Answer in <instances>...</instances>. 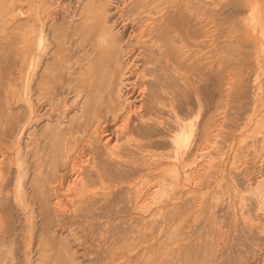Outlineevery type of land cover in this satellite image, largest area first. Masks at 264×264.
<instances>
[{"label": "rangeland", "instance_id": "1", "mask_svg": "<svg viewBox=\"0 0 264 264\" xmlns=\"http://www.w3.org/2000/svg\"><path fill=\"white\" fill-rule=\"evenodd\" d=\"M130 70L144 117L108 153ZM263 135L264 0H0V264H264Z\"/></svg>", "mask_w": 264, "mask_h": 264}, {"label": "bare ground", "instance_id": "2", "mask_svg": "<svg viewBox=\"0 0 264 264\" xmlns=\"http://www.w3.org/2000/svg\"><path fill=\"white\" fill-rule=\"evenodd\" d=\"M131 2V1H130ZM124 4V3H123ZM255 11V10H254ZM261 15V14H260ZM263 21V20H262ZM262 24V23H261ZM110 30H112V29H110ZM149 30V29H148ZM124 45V44H123ZM128 51V50H127ZM123 60V59H122ZM122 60H120V59H118V64L121 66L122 64H123V61ZM135 68V67H134ZM132 69V68H131ZM131 71L132 70H130L128 73H129V76H128V80H127V83L125 82V80H124V78H122V76L118 79V83H117V85H116V88H115V91H114V95H115V97L117 98V100H118V102H119V104H124L123 103V95H129L130 94V96H128L126 99L127 100H129V99H131V98H134V101H139V103H140V110H137L136 109V107L134 106V105H130L131 107H129L128 105L125 107V106H122L121 107V109H119V113H115L114 115H113V120H115V122L113 121V126L111 125V124H109V122H100V123H97L95 126H94V128H92V130H91V132H89V140L92 142V144L93 145H100V146H102V147H104V148H106L107 150H108V153H115L116 151H120L121 150V148H122V146H125L124 145V142H123V139L126 137L125 136V134H129V133H131L130 131V128H132L133 126H134V128H135V125H136V121L137 120H140L142 117H144L143 116V103H141L142 101H144V99H145V88H140V90L137 92V94L135 95V93H136V91H135V88L136 87H134V82H131L130 81V74H131ZM256 76H258V75H256ZM255 76V77H256ZM254 77V78H255ZM259 79V78H258ZM261 79V78H260ZM253 80V79H252ZM255 80V79H254ZM260 81V80H259ZM255 83V82H254ZM127 84V85H126ZM256 84V83H255ZM130 86H132V90H130ZM261 86H262V84H261ZM126 87V89L127 90H124V88ZM144 87V86H143ZM137 89H138V87H137ZM251 92V91H250ZM112 94V93H111ZM111 100V99H110ZM138 103V104H139ZM258 103V102H257ZM131 104V103H130ZM196 104V103H195ZM134 106V107H133ZM255 106V105H254ZM194 107V106H193ZM138 108V107H137ZM194 110H192V113L191 114H193L194 112H193ZM170 112V111H169ZM180 112V111H179ZM181 112H183V111H181ZM181 112H180V115H182V114H184V115H187V112L186 111H184V113H182L181 114ZM186 112V113H185ZM174 113V112H173ZM195 113H198V111L197 112H195ZM201 112L199 111V113L198 114H200ZM145 114V113H144ZM163 115H164V112H163ZM168 115H170V114H168ZM194 115V114H193ZM201 115V114H200ZM200 115H198L197 117H199ZM162 116V115H161ZM174 116V115H173ZM168 117V116H167ZM175 117V116H174ZM183 117H185V116H183ZM172 118V117H171ZM193 118V116L190 118V117H187V118H185L186 119V121H184L185 123H187V119H188V121H189V119L191 120ZM121 120L122 122L120 123V125H119V121L118 120ZM163 119V118H162ZM174 119V118H173ZM171 120V121H175V120ZM181 119H182V117H181ZM118 122H117V121ZM169 120V119H168ZM193 120V119H192ZM197 120V119H196ZM199 120H201V117H200V119ZM163 121V120H162ZM142 122H144V121H141V123ZM177 122V121H176ZM176 122H174V123H176ZM189 122H191V121H189ZM196 122H198V120L196 121ZM200 122V121H199ZM179 123H181V122H179ZM204 123V122H203ZM167 124H168V122H167ZM200 124V123H199ZM260 124V123H259ZM164 125V127H165V124H163ZM169 125H171V124H169ZM183 124H181V126H182ZM193 125V124H192ZM191 125V126H192ZM205 125V124H204ZM140 126V125H139ZM143 126V125H142ZM172 126H173V124H172ZM189 126V125H188ZM51 127V126H50ZM121 127H124L125 128V130H123V131H121V130H119ZM158 127V126H157ZM175 127V129L177 128V131L178 130H180L179 129V127H177V126H174ZM200 127V126H199ZM204 127V126H203ZM222 127V126H221ZM137 128V127H136ZM169 128H171V127H169L168 126V129ZM192 128V127H191ZM241 128V127H240ZM158 129V128H157ZM167 129V128H166ZM166 129L164 130V132L166 131ZM171 129H174L173 127L171 128ZM171 129H169V130H171ZM174 129V130H175ZM193 130V129H192ZM219 130V129H218ZM182 131V130H181ZM196 131V130H195ZM166 132H168V131H166ZM171 132V131H170ZM174 132H176V130L174 131ZM218 132V131H217ZM171 133H173V131L171 132ZM179 133H180V131H179ZM182 133V132H181ZM180 133V134H181ZM184 133V132H183ZM167 134H170V133H167ZM173 134H175V133H173ZM185 134V133H184ZM191 134V133H190ZM217 135V134H216ZM179 136V135H178ZM180 136H182V135H180ZM180 136H179V138H180ZM261 136V135H260ZM264 136V135H263ZM186 137H189L188 135L186 136ZM173 139L175 138V135H174V137H172ZM179 138H177L178 140H179ZM217 138V137H216ZM188 139V138H187ZM152 140H154V139H152ZM156 140V139H155ZM159 140H161V139H159ZM164 141H162V144H163V142L166 144V145H168L169 147L171 146V147H173V145H172V141L173 140H171V139H169V138H167V139H163ZM67 141V140H66ZM157 141V140H156ZM177 141V140H176ZM184 141H185V139H184ZM189 141V140H188ZM188 141H187V143H188ZM87 142V141H86ZM160 142V141H159ZM175 142V141H174ZM178 142V141H177ZM183 142V141H182ZM216 142V141H215ZM90 143V142H89ZM161 143V142H160ZM184 143V142H183ZM162 144H161V146L160 147H157V149L159 148H161L162 147ZM212 144V143H211ZM85 145V144H84ZM155 145V144H154ZM160 145V144H159ZM175 145H176V142H175ZM179 145V144H178ZM28 146V145H27ZM181 146H183L182 144H181ZM184 146H185V144H184ZM170 147V148H171ZM178 147V146H177ZM124 148V147H123ZM156 148V147H155ZM165 148H166V146H165ZM168 148V147H167ZM176 148V147H175ZM125 149V148H124ZM186 149H188V146L186 147ZM195 149V148H194ZM161 150H162V148H161ZM161 150H160V152H161ZM165 150V149H164ZM170 150V149H169ZM175 150H177V149H175ZM69 151V150H68ZM82 151V150H81ZM80 151V152H81ZM171 151V150H170ZM189 151H190V149H189ZM204 151V150H203ZM82 152H84V151H82ZM165 152H167L168 153V150H166ZM176 152V151H175ZM173 150H172V152H170V153H168L169 155L172 153H175ZM201 151L199 150L197 153V156L196 155H194L195 157H194V159L191 161V163H188V164H184V170L183 171H181V172H183V175H182V177L184 178V181L185 180H190L191 178H192V176H191V174H192V172H193V169L195 168V166H196V163L198 162V161H201V159L203 158V154H202V152L200 153ZM208 152V151H207ZM178 153V152H177ZM190 153V152H189ZM72 154V153H71ZM81 154H83V153H81ZM80 154V155H81ZM207 154V153H206ZM161 155V154H160ZM164 155H166V153L164 154L163 153V155L162 156H164ZM168 155V158L169 157H171V156H169ZM205 155V154H204ZM82 156V155H81ZM80 156V157H81ZM86 156V155H85ZM161 156V157H162ZM173 156H178L177 154L175 155V154H173L172 155V158H173ZM90 157V156H89ZM186 157V156H185ZM3 158V157H2ZM167 157H165V159H166ZM189 157H187V159H188ZM199 158V159H198ZM209 158V157H208ZM56 159V158H55ZM87 159V158H86ZM184 159V158H183ZM1 160V159H0ZM97 160V159H96ZM163 160V159H162ZM167 160H170V159H167ZM174 160H175V158H174ZM263 160V159H262ZM58 161V160H57ZM171 161H173V160H171ZM203 161H205V160H203ZM215 161V160H214ZM88 162V161H87ZM167 162V161H166ZM183 162H185V161H183ZM244 162V161H243ZM96 162H95V156L94 155H92L91 156V158H90V162H88L85 166H82L83 168L81 169L80 168V171H79V174L77 175V173H76V179L75 178H73V179H75V181H79L78 183H79V186L82 188V191L86 188V187H89L88 186V184H89V180L91 179V178H93L92 176H94L95 174H96V172L98 173V171L99 170H95L96 172H95V174H93L92 173V165L93 164H95ZM103 163V162H102ZM110 163V162H109ZM163 163H165V161L163 162ZM167 165H166V168L167 167H169L170 165L168 164V163H166ZM172 164H173V167H175V168H177L176 166H174V164H176V163H173L172 162ZM79 165H81V164H79ZM162 165V164H161ZM169 165V166H168ZM178 165V164H177ZM160 166V165H159ZM163 166V165H162ZM181 166H182V164H181ZM198 166V165H197ZM205 166H206V163H205ZM1 167V166H0ZM79 167V166H78ZM120 167V166H119ZM161 167V166H160ZM172 167V166H171ZM183 167V166H182ZM199 167V166H198ZM74 168V167H73ZM170 168V167H169ZM208 168V167H207ZM211 168H213V167H211ZM74 169H76V168H74ZM32 170V169H31ZM175 170V169H174ZM76 171V170H75ZM171 171H173V170H171ZM176 171H178V170H176ZM206 171V170H205ZM208 171V170H207ZM211 171V170H210ZM78 172V171H77ZM175 172V171H174ZM174 172H172V173H174ZM101 173H103V172H101ZM177 173V172H176ZM175 173V174H176ZM179 173V172H178ZM212 173V172H211ZM99 176V175H98ZM101 176V175H100ZM158 176V175H157ZM162 176V175H161ZM180 175H178V177H179ZM103 177V176H102ZM102 177H100L99 179H102ZM137 177V176H136ZM154 177V176H153ZM164 177H167V176H165V175H163V177H162V179H164ZM171 177V176H170ZM175 177V176H174ZM61 178V177H60ZM96 178H97V176H96ZM104 178V177H103ZM159 178V177H158ZM161 178V177H160ZM169 178V177H168ZM171 178H173V177H171ZM170 178V179H171ZM243 178V177H242ZM166 180H169V179H167V178H165ZM175 179V178H174ZM91 180H93V179H91ZM141 179H139V181H140ZM179 180H181L180 178H177L176 180H172L171 182L172 183H178V182H180ZM194 180V179H193ZM161 181V180H160ZM163 181V180H162ZM161 181V182H162ZM147 180H141L140 182H136L135 183V185H134V193H135V201L133 202V205H134V208L133 209H137L138 207H140V206H142L143 205V203H145V200H144V197H145V195H146V190H149L153 185H151L150 186V183L148 182ZM160 182V183H161ZM164 182H166L165 180H164ZM164 182H162V183H164ZM170 182V181H169ZM190 182V181H189ZM261 182V181H260ZM161 183V184H162ZM262 183V182H261ZM160 184V185H161ZM171 184V183H170ZM197 184V183H196ZM165 185V184H164ZM164 185H161L162 186V190H165V188L167 189V184L165 185V188L163 187ZM172 186H173V184H171ZM177 185V184H176ZM179 185V184H178ZM259 185V187H260V184H258ZM171 186V187H172ZM174 186H175V184H174ZM222 186V185H221ZM252 186V185H251ZM264 186V185H263ZM176 187V186H175ZM175 187H174V190H172V191H175ZM178 187V186H177ZM257 187V186H256ZM30 188V187H29ZM56 188V187H55ZM81 188H80V191H81ZM145 188H147V189H145ZM164 188V189H163ZM173 188V187H172ZM248 188V187H247ZM250 188V187H249ZM258 188V187H257ZM264 188V187H263ZM57 189V188H56ZM177 189V188H176ZM179 189V188H178ZM181 189V188H180ZM251 189H253V188H251ZM168 190H170V189H168ZM170 190V191H171ZM152 191V190H151ZM161 191V190H160ZM170 191H167V192H170ZM84 192V191H83ZM105 192V191H104ZM164 192V191H163ZM176 192V191H175ZM161 193V192H160ZM166 193V192H165ZM164 193V194H165ZM171 193V192H170ZM173 193L174 192H172L171 194L173 195ZM168 194V193H167ZM176 194V193H175ZM179 194V193H178ZM84 195V194H83ZM160 194L158 193V196H159ZM170 195V194H169ZM169 195H167L168 196V199L171 201L172 200V198H170V196ZM177 195V194H176ZM246 195V194H245ZM253 195H255V193L253 192ZM81 196V195H80ZM110 196V195H109ZM154 196V195H153ZM167 196H165V197H167ZM190 196V195H189ZM216 196V195H215ZM161 197V196H160ZM172 197V196H171ZM174 197H176L175 195H174ZM254 197V196H253ZM155 198V197H154ZM252 198V197H251ZM259 198H261V197H259ZM62 199V198H61ZM159 199L160 198H158V200H156V201H159ZM174 199V198H173ZM253 199V198H252ZM60 199H58V201H59ZM81 200H82V198H81ZM130 200V199H129ZM167 200V199H166ZM175 200V199H174ZM249 200H250V198H249ZM58 201H57V203H58ZM147 201V200H146ZM173 201V200H172ZM217 201V200H216ZM246 201V200H245ZM253 203H255V201L256 200H251ZM251 202V203H252ZM264 202V201H263ZM52 203V202H51ZM61 203V202H60ZM155 203V202H154ZM166 204H168L167 203V201L165 202ZM169 203H171V202H169ZM246 203V202H245ZM250 203V204H251ZM259 203V202H258ZM257 203V205H260V206H262L261 204H263V203H261V204H258ZM157 204V203H156ZM161 204H163V202L161 203ZM165 204V205H166ZM243 204H244V202H243ZM54 206H55V204H53ZM61 205V204H60ZM146 205V204H145ZM193 205V204H192ZM264 205V204H263ZM54 206H52V207H54ZM61 206H63V205H61ZM71 206V205H70ZM249 206V205H248ZM260 206L259 207H254L255 209H256V211H257V213H258V215H261L260 213H262L260 210H262V209H260L259 211H258V209L257 208H260ZM243 207V206H242ZM54 208H56V207H54ZM143 208V207H142ZM254 208L253 207H251V209H249V211L251 210L252 211V209L254 210ZM132 209V210H133ZM240 209V208H239ZM238 209V210H239ZM247 209V208H246ZM52 210V209H51ZM55 210V209H54ZM53 210V211H54ZM98 210V209H97ZM147 210V209H146ZM145 210V211H146ZM242 210V209H241ZM263 210H264V208H263ZM134 211V210H133ZM246 211V210H245ZM251 211H250V214H252L253 215V213H251ZM64 212V211H63ZM83 212V211H82ZM139 212V211H138ZM141 212V211H140ZM147 212V211H146ZM240 212V211H239ZM55 213V212H54ZM144 213V212H143ZM247 213H249V212H247ZM255 213V212H254ZM233 214V213H232ZM242 214V213H241ZM248 215V214H247ZM251 215V216H252ZM255 215H257V214H255ZM258 215H257V217H258ZM264 214H262V216H263ZM79 216V215H78ZM237 216V215H236ZM243 216V215H242ZM262 216H260V217H262ZM55 217V216H54ZM241 217V216H240ZM244 217V216H243ZM247 217V216H246ZM255 218H256V216H254ZM253 216H252V221L255 219ZM260 217H258V218H260ZM228 218V217H227ZM258 218H256V219H258ZM113 219V218H112ZM249 219H250V217H249ZM263 219H264V217H263ZM263 219L261 218L260 220L261 221H263ZM236 221V220H235ZM117 222H119V221H117ZM249 222V221H248ZM251 223V222H250ZM255 223V222H254ZM226 224H228V223H226ZM252 224H253V222H252ZM251 224V225H252ZM254 225H257V224H254ZM224 227V226H223ZM225 228V227H224ZM221 229V228H220ZM240 231V230H239ZM225 232V231H224ZM226 233V232H225ZM224 233V234H225ZM214 234V233H213ZM221 234V233H220ZM227 234V233H226ZM225 234V235H226ZM245 234V233H244ZM224 235V236H225ZM218 236V235H217ZM225 240V239H224ZM224 243V242H223ZM236 244V243H235ZM219 251V250H218ZM255 262V261H254ZM120 263V262H119Z\"/></svg>", "mask_w": 264, "mask_h": 264}]
</instances>
